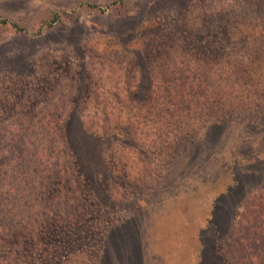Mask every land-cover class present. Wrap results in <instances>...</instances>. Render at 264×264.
<instances>
[{
    "label": "rangeland",
    "instance_id": "rangeland-1",
    "mask_svg": "<svg viewBox=\"0 0 264 264\" xmlns=\"http://www.w3.org/2000/svg\"><path fill=\"white\" fill-rule=\"evenodd\" d=\"M263 58L264 0H0V188L59 132L82 187L62 182L29 215L0 196V264H245L236 225L264 193V96L202 115L185 94L181 121L158 101L137 113L151 86L175 93L182 74L162 85L165 71L230 59L261 73Z\"/></svg>",
    "mask_w": 264,
    "mask_h": 264
},
{
    "label": "trees",
    "instance_id": "trees-1",
    "mask_svg": "<svg viewBox=\"0 0 264 264\" xmlns=\"http://www.w3.org/2000/svg\"><path fill=\"white\" fill-rule=\"evenodd\" d=\"M230 62L229 69H225V71L219 70V72L213 69H207L209 66L204 65V62V68L198 69L200 72L196 70L193 73H184L187 70L189 71V68L184 69L183 72L177 68L165 71L162 76L164 79L162 80V85L165 84V78H170L175 81L176 73L182 74L181 78L177 79L178 86L175 88V93L173 95L169 94V89L164 86V95L157 94L158 88L155 87V90H152L153 86H151L146 95L147 100L143 108L144 116H140L141 111H139L137 113L138 117L146 121L147 118L151 117L154 113L152 110L153 102L158 101L160 105L169 106V109H179L180 112H177L176 118H178V121H181L182 108L186 107L185 115L187 116H190V110L192 108V105H189L190 101L185 102V104L181 106L182 100L185 99V94L189 95L188 97L193 99L195 104L201 106L202 115L206 114L208 106L212 107L215 103L218 108L224 106V104L231 99L242 102L247 98L257 99L264 96V86L261 88L257 84V88L255 87L249 90L254 83H259L260 81L264 82V71L261 73H254V71L249 73L246 71V73L243 74L242 70L238 69V64H241L240 62L235 63L234 61H230V59L226 60V63ZM260 63L264 64V58ZM170 66L178 67L179 65L170 62ZM205 69H207L206 72H204ZM183 73L189 76L191 75L193 80L191 82L187 81V77H184ZM231 79H240L242 83L246 81V88L240 89L241 87L239 86H232L233 83L230 82ZM169 109L167 110L169 114L175 113V110H173L172 113ZM160 111L156 112V114L161 115ZM163 111L165 113L167 112L165 109ZM59 135L60 132L54 134V145L51 148L52 152L35 153L31 157H28L29 160L26 162V168H13L3 175V177H7L9 173L15 176V181L10 183L9 188H0V196H11L13 200L17 202V205L12 207V212H17L16 210L19 209L20 206H23L19 210L23 215L24 213L29 215L32 212V208L39 207V203L43 202L44 196L51 198L54 194H61L60 189L63 191V188L59 186L62 182L67 184L65 185L66 191H69V186L71 184L74 185L77 190L82 188L79 183L80 177L75 174V171H64L61 169L65 160H61L62 155H59L57 153L58 150H56L61 140V138L57 140V136L59 139ZM253 197L247 200L242 208L244 216L238 215V217L241 218V222L236 225L238 232L237 236L242 237L239 238L240 246H245L246 248L245 264H264V193ZM33 199L35 200L33 201ZM66 199V196H62L61 203L65 204L67 201ZM32 202H36V204L32 205ZM22 203H25V205H22ZM40 207H42L41 204ZM66 212L68 211L66 210Z\"/></svg>",
    "mask_w": 264,
    "mask_h": 264
}]
</instances>
